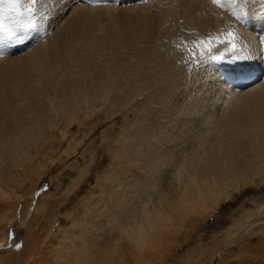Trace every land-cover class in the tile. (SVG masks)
Instances as JSON below:
<instances>
[{
    "label": "bare ground",
    "instance_id": "obj_1",
    "mask_svg": "<svg viewBox=\"0 0 264 264\" xmlns=\"http://www.w3.org/2000/svg\"><path fill=\"white\" fill-rule=\"evenodd\" d=\"M247 2L244 8L248 13L247 18L237 19L229 10L213 5L211 0H37V22L42 26V31L34 32L24 44L7 48L0 45V52L4 53L0 56V199H4V195L12 194L4 189L11 179L3 174L4 169L15 170L16 178H12L13 182L21 179V172L18 174L20 169H35V154L28 150L30 146H37L35 140L57 137L55 128L64 137L67 126L63 124L66 123L69 127L78 120V115L83 109L81 103H84L85 109L93 107V112L96 108L94 103L98 105V99L119 93L122 88L119 84L121 75L125 81L124 92L129 100L136 101L140 97L152 105L153 100H156L155 105H160L159 111L163 116L167 115V121H164L166 125L163 119L155 126V122L153 125L148 122L149 124L139 129L141 133L137 138L139 142L145 140L149 146L153 143L151 140L155 139L156 142L152 145L153 150L149 149L151 155L145 152L146 157L149 156L148 159L152 158L153 161L150 162L153 166L149 168L146 165V168L151 169L158 166V162L162 163V168L157 172L158 177L151 175L149 187L174 185L178 193L176 199L181 202L182 207L162 217L157 230L150 232L143 243H129L118 233V236L114 237L115 240L112 238L114 243L111 242L103 252L100 250L102 254L96 258L98 263L92 261L94 252L90 248H102V244L97 240L98 235H94L97 226L93 224L94 221L92 224L88 223L92 227L88 230V225L83 224L85 231L80 233L82 254L74 253L79 262L67 260L66 252L63 255L62 250L59 254L53 253L58 255L57 259L67 260L68 264H107V260L118 264L115 253L121 249L120 243L125 241L132 250L130 254L133 255L135 264H150L152 260L146 258L147 253L161 246L159 244L164 240V234L171 235V228L175 230L177 226H181L191 213H197L196 218H202L203 215L198 214L200 209H209V201L218 204L222 194L230 193V186H239L241 182L250 181L248 178L264 175V61L258 58L250 61L251 70L257 73L255 81L247 85L233 86L232 76L242 71L237 67L239 62H206L188 74L185 52L177 47L182 41L232 29L239 37L238 43L251 54L264 51V19L260 18L264 0ZM238 3L242 4L243 0H238ZM3 4L4 0H0V6ZM131 34H138L142 39L147 38L146 41L149 40L148 44L151 46L144 52H137L136 56V48L130 39ZM108 44L116 50L111 51L109 59H103L109 55L106 48ZM125 48L135 49L131 51L135 52L134 57L122 54ZM119 54L124 57L123 64L115 62L116 58L119 59ZM95 74L98 78L101 77L100 88L96 86L99 89L97 97L91 99L90 94L89 99L85 89L86 92L82 91L78 98V92L83 89V82ZM74 83L76 87L72 88ZM48 84L54 86V95L62 98L63 112L60 115L55 114L56 118L47 116L44 130H48V133L44 134L43 128L38 130L41 128L38 118L45 111L44 90ZM137 103L140 110L144 103ZM146 118L145 120H148V117ZM141 121H144L143 117ZM125 128L128 129L129 126ZM136 132L138 131L135 130ZM131 136L133 137V134ZM140 145L144 147V144ZM25 159L33 165H26ZM12 174L14 177V173ZM170 174H173V178L169 177ZM129 183L118 190L117 187L111 188V192L117 191L119 195V198L113 201L115 214L123 211V203L127 209H131L146 199H141L136 186L138 183L131 181L128 185ZM261 208H264V205H261ZM5 239L0 240V249L5 246ZM72 242L75 243L73 240ZM67 246L65 248L70 249ZM109 250L111 255L106 258L105 253ZM65 262L63 264H67Z\"/></svg>",
    "mask_w": 264,
    "mask_h": 264
},
{
    "label": "rangeland",
    "instance_id": "obj_2",
    "mask_svg": "<svg viewBox=\"0 0 264 264\" xmlns=\"http://www.w3.org/2000/svg\"><path fill=\"white\" fill-rule=\"evenodd\" d=\"M196 34L199 33L196 32ZM130 39L134 45L133 47L136 48V53L134 51L131 53L135 49L125 48L122 51V54L125 56L127 54V56L134 57V53L137 56L151 46V44H148L149 40L146 41L147 38H143L145 40L144 42L138 34H131ZM151 42L153 41L151 40ZM106 48L109 55L103 59H109L110 54H112L111 51L116 50L115 47H111V44H108ZM166 54L167 52H165ZM118 58H116L115 62L122 63L124 57L119 54ZM203 65L204 63L198 67L188 65V74H191L195 68ZM96 77L95 74L83 82V89L78 92V94L80 93L78 98L86 90L89 99L91 98L90 94L92 96L91 99L97 97L98 88H100L99 79L101 77ZM122 79L124 80L121 75L119 77V84L122 88L119 93H112L113 95L110 94V96L102 100L98 99L96 101L98 105L94 103L96 108L93 112V107L85 109L84 103H81L83 109L78 115V120L76 119L72 124L76 127H72V125L68 127L66 123L63 124L67 126L65 129L66 133L64 134L65 138L55 128L54 131L57 133V137L39 138V140H35V142L37 141V146H30L28 148L29 152L32 151L31 153L35 154V156L33 155V164L36 165L35 169L30 170V167H28L30 171H27L28 168L25 171L20 169L18 174L21 172V176L19 175L21 179L17 182H13L12 180V178H16L15 170L4 169L3 174L11 178L8 182L9 185L5 184L4 189L12 194L8 195L9 197L4 195V199H0V234L2 235H0V240L5 238L7 240L6 247L4 246L0 249V264H63L64 261L68 264L67 260L72 259L78 261V257H74V253L82 254L80 252L82 251L80 249V245H82L80 233H84L83 230L85 231V229L83 227L89 226L93 221V224L97 226L94 235H98L97 240L102 244V248H96L97 250H95V248L90 247L94 252L90 256L94 263H98L99 260H96V258L101 256L102 253L100 254V250L102 249L103 252L105 247H109V245L114 243V237L118 236V233L113 231V220L117 215L113 208V201L119 195L117 191H112V193L111 188L113 187L115 189L117 187L116 190H118L127 185V183L130 182L128 184L130 185L131 181H135L138 183L136 186L141 199L143 197L144 200L151 194L152 187H149L150 177L153 174L155 177H158L159 173L157 172L162 168V163L159 162L158 164L160 168L156 166L154 168L151 167L153 170L149 169V166H153L151 165L153 161L152 158L148 159L149 156L146 157L145 152L147 151V155H151L149 152L153 150L152 145L156 143L155 139L151 140L153 143H150L151 146H149L145 140L139 142L137 135L141 133L139 129L144 125L149 123L153 125L155 122L153 125L155 126L157 125L156 123L159 125L162 119L163 122L167 121V115L163 116V113L159 111L160 105L158 103L155 105L156 100H153V105L140 97L136 101L129 100L124 92L125 81ZM47 86L44 90L46 93H44L46 96V106L43 109V111L45 110L44 115L41 114L38 118L41 123L39 124L41 128H38V130L43 128L42 132L44 134L48 133V130H44V127L47 125V116H54L56 118L55 114L60 115L63 112L62 98L54 95V86L52 84H48ZM75 87L74 83L72 88ZM93 88L97 89L94 90ZM119 99L120 101H118ZM138 101L144 103L143 109L140 108L139 110ZM71 102L75 103L74 100H71ZM100 106L102 109H100ZM154 107L155 109L153 110L152 108ZM100 116L103 117L101 119L104 121H100ZM142 117L143 122L141 121ZM146 117H148L149 121L145 120L147 119ZM96 121L97 123H95ZM76 122L78 124L80 123V125ZM164 123L166 125V122ZM128 126V129L125 128ZM130 126L133 128L131 129ZM134 129L138 132L135 133ZM130 130L131 132H129ZM131 134H133V137L136 136V138H133ZM139 143L144 144L145 148L140 147L143 145ZM24 144L27 145L26 143ZM25 164L33 165L28 159L25 161ZM146 165L149 168H146ZM6 172H10L9 174L11 176L6 174ZM12 173H14V177H12ZM169 177L173 178V174H170ZM248 179L250 181L252 180V182L246 181L241 182L239 186H230V193L228 195L222 194L218 204L209 201V209L201 208L202 212L201 209L198 212V214L203 215L202 218L199 216L196 218L197 213H191L194 215L189 214L191 216L188 215L190 219L186 217L181 226H177L178 228L176 227L175 230L173 228L170 229L171 235L169 233L168 235L164 234L165 238L162 237L164 240L162 239L159 244L161 246L158 245L159 248L157 247L156 250L146 255V258L150 261L152 260L150 264H264V208H261V205H264V175ZM11 196H15L16 199L11 198ZM223 196H231V199H227L226 197L225 199ZM122 205L124 208L123 211L125 208L128 210L124 206V203ZM87 219H91L92 221L90 220L88 222ZM76 221H81L79 223L82 225L74 223ZM88 226L86 228L91 230V225L90 227ZM124 242L122 241L120 243L121 249H118V253H115L116 260L118 264H135L134 257L130 254L132 251L131 248ZM60 243L61 245H68L67 247L70 249H66L65 246H62L64 247L62 248ZM17 244L20 245L19 248L16 247ZM77 247H79L78 250ZM73 248L76 252H74ZM61 250L63 255L66 252L67 260L56 258L58 255L55 256V254L57 252L59 254ZM95 252H98V254ZM153 255L154 257H152ZM109 263L114 264L107 260V264Z\"/></svg>",
    "mask_w": 264,
    "mask_h": 264
},
{
    "label": "snow or ice",
    "instance_id": "obj_3",
    "mask_svg": "<svg viewBox=\"0 0 264 264\" xmlns=\"http://www.w3.org/2000/svg\"><path fill=\"white\" fill-rule=\"evenodd\" d=\"M213 5L229 10L237 19H246L248 13L244 11L247 0L238 3V0H211ZM37 0H4L0 6V45L5 48L12 45H21L29 40L34 32L42 31L37 22ZM260 18L264 19V5L260 9ZM236 31L228 29L219 33L201 36L191 41H182L177 47L186 53L185 63L198 67L206 62H220L228 60L237 63L242 69L238 76H250L252 63L255 59L264 61V51L255 55L238 43ZM4 53L0 52V56ZM159 163V162H158ZM174 185H155L151 194L134 208L118 211L113 220V231L120 234L122 239L129 243H143L150 232H155L160 219L169 213H174L182 204L177 197ZM226 198L231 199V196ZM17 248L20 245H16ZM111 255V250L105 257Z\"/></svg>",
    "mask_w": 264,
    "mask_h": 264
}]
</instances>
